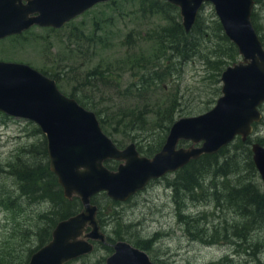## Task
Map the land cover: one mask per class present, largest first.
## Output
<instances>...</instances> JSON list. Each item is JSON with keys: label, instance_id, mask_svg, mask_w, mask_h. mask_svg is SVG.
I'll return each instance as SVG.
<instances>
[{"label": "rangeland", "instance_id": "1", "mask_svg": "<svg viewBox=\"0 0 264 264\" xmlns=\"http://www.w3.org/2000/svg\"><path fill=\"white\" fill-rule=\"evenodd\" d=\"M138 2L110 0L97 4L62 28L33 26L20 35L1 39L0 60L28 63L55 79L64 94L96 113L104 132L121 148L136 143L141 155L152 157L162 149L177 120L202 114L217 104L222 95V81L217 84V72L206 62L214 61L215 56L226 60L227 56L222 55V50L218 54L214 52L217 49L214 43H221L219 36L211 41L203 40V54L185 63L175 58V66L180 70L174 71L145 98L138 96L133 82L147 71L130 69L128 59L130 56L138 58L144 51L145 59L152 58L157 64L162 61L163 56L159 61L155 58L158 52L151 36L165 24L161 16L145 18ZM254 8L257 30L264 42V0H259ZM201 14L208 26L215 25V20L219 19L212 3H207ZM180 18L182 21L181 15ZM130 33L131 39L136 41L133 48L126 44ZM206 56H209L208 60ZM169 57L166 55L162 62L170 63ZM241 59L240 55L238 61ZM95 68L104 71L110 81L89 76ZM128 88L130 92L127 93ZM217 88H220L219 92ZM74 90L76 96L72 95ZM175 98L177 100L173 102ZM175 103V122L168 131L162 129L160 133V120ZM260 110L263 117L255 125L249 150L241 145L238 149L233 147L234 143L242 141L241 136L230 148L232 155L237 153L240 166L243 164L241 175L263 188L264 181L259 172L255 173L248 162L245 165L246 160L253 159L252 143L264 141V104L260 105ZM100 114L107 118L109 127H104ZM166 121L161 123L168 124ZM45 141L46 135L35 122L0 113V186L24 202V210L3 208L6 195L0 190L1 262L16 264L20 258L26 259L27 247L30 250L37 245L34 232L46 224L40 215L53 207L50 201L28 204L17 190V180L9 173L12 169L9 165L17 162L18 156L25 159L31 156L26 151L33 150V155L39 157L38 152H42ZM191 144L182 141L179 146ZM177 173L152 180L144 190L118 204L111 202L104 192L93 196V202L95 197L100 200L94 203L101 210L102 229L108 236L117 238L115 231L120 222V232L132 245L138 239H152L158 233L159 239L152 249L145 250L158 264H264V218L244 216L242 204L236 202L221 199V206L216 205L212 197L215 187L210 179L205 180L203 189H199L202 197L193 198L183 190L175 192L171 184ZM204 192H208L205 198ZM180 212L189 220L180 218ZM24 229L30 230L26 247L22 246L24 242L16 245L25 236ZM237 233L243 236L239 237ZM116 242L97 243L96 251L69 264H106L102 260L111 252L105 246H113Z\"/></svg>", "mask_w": 264, "mask_h": 264}, {"label": "water", "instance_id": "2", "mask_svg": "<svg viewBox=\"0 0 264 264\" xmlns=\"http://www.w3.org/2000/svg\"><path fill=\"white\" fill-rule=\"evenodd\" d=\"M110 0H0V39L20 34L35 24L61 28L93 6ZM180 8L182 24L191 32L209 2L242 59L223 70L222 95L199 115L182 117L171 127L162 149L141 155L136 143L125 148L102 129L95 112L64 94L56 80L22 62L0 60V111L36 122L46 135L50 169L67 199L80 198L83 207L58 222L51 240L28 264H66L91 253L92 241L106 242L93 196L106 192L127 201L154 179L176 172L194 159L220 152L238 136L243 141L261 121L264 104V42L252 20L255 0H167ZM190 141L188 147L179 146ZM253 160L264 181V145L252 144ZM119 160L116 170L105 165ZM88 228L90 231L87 232ZM106 264H158L126 240L114 244Z\"/></svg>", "mask_w": 264, "mask_h": 264}, {"label": "trees", "instance_id": "3", "mask_svg": "<svg viewBox=\"0 0 264 264\" xmlns=\"http://www.w3.org/2000/svg\"><path fill=\"white\" fill-rule=\"evenodd\" d=\"M258 2L259 0H256V3ZM138 3L140 12L145 18L156 16L163 17V23L165 24L160 27L159 31L154 34V36H151V39L154 40V46L157 47L158 53H156L155 58L158 59V61L161 56H163V60H165L166 55L170 56L168 58L170 63L162 62V60L158 64L155 63L152 58L145 59L144 51L138 58L129 57L128 63L130 64V69L147 71V73L144 72L142 76L140 75L139 78L133 82V86L135 87L138 96H144L145 98L146 95L153 93L154 89L160 86L161 82L167 77L172 76L174 71L180 70L175 66V62L173 61L175 58L180 59L183 63L192 60L199 54L204 53V41H211L212 38H218L219 36L221 42L214 43L217 44V49L214 50V52H217L218 54V51L222 50V55L227 56L226 60L221 59L219 56H215L216 59L214 61L209 59V61H207L209 64L206 62L208 66H214V71L217 72L219 77L217 78V84L221 82L220 78L223 70L238 61L240 57L238 48L226 35L219 19L215 20V25L212 23V25L208 26L203 15L200 14L192 31L187 32L180 18L179 8L176 5L166 0H139ZM255 16L256 13L254 10L252 15L253 22L256 20ZM254 25L257 29L256 21L254 22ZM131 37L132 33L128 35L126 44H131L130 48H133L136 41L131 39ZM218 57L220 58L219 60H217ZM131 58H133V61ZM208 58L209 56H206V60H208ZM89 76L94 79L99 78L104 81L106 80L107 82L110 81L104 71H99L98 68L91 70ZM219 90L220 88H217L216 91L219 92ZM126 92H130V89L128 88ZM72 95L76 96V90L73 91ZM176 100L177 98H175L173 102ZM176 107L177 104L175 103L165 111L164 118H161L159 123V127L161 128L160 133H162V129L168 131L170 126L175 122ZM100 120L104 127H109L110 124L107 121V118H102L101 114ZM161 121H166L168 124H163ZM250 138L247 141L234 143L233 147L238 149L241 145L249 150L248 146L251 144ZM263 143L264 141L261 144ZM231 144L232 143L216 154L203 155L198 160L189 162L185 167L177 171V176L173 180L171 186L175 192L183 190L186 193L191 194L193 198H199L203 196L202 191L199 189H203L205 180L210 179L213 181L215 187V192L212 197L215 198L216 205L221 206V199L230 203L236 202L242 204V214L244 216L263 219L264 187L262 188L252 180L248 181L247 177L241 175L243 171L241 166H243V164L240 166L237 153L232 155L230 148ZM26 152L31 155L29 158L25 159L18 156L15 160L17 162L9 165V167L12 168L9 173L18 182L17 190L22 197L26 198L28 204L50 201L53 204V207L49 212L40 215V219L45 221L46 224L43 227L37 228L34 232L37 241L36 247H31L30 250L27 247L26 250L29 251V253L26 255V259L22 257L16 264H28L33 252L51 240L52 231L56 224L60 220L78 213L82 209V203L78 197H73L72 199H67L65 197L63 189L58 183L57 176L50 170L46 141L42 152H38L39 157L33 155L35 152L33 150ZM150 153L153 154V151L150 150ZM247 162L251 169L257 173L258 170L254 160L251 158L249 161L246 160L245 165H247ZM106 164L108 167L115 169L118 162L108 160ZM234 174H238V176L236 178L232 177ZM210 187L214 188L212 185ZM221 187L222 189H220ZM0 190H2V194L6 195L1 205L3 208H9L10 210H24V202L19 201L18 196L13 197L10 192L3 191L1 186ZM223 190L227 192H224ZM103 195L107 196L106 193H103ZM207 195L208 192H204V198L207 197ZM110 200L115 204L121 203L120 201H115L113 199ZM94 202H100V200L95 197ZM100 215L101 210L99 208L98 216ZM102 215L104 214L102 213ZM179 216L180 218H184L185 221L189 220L187 216L183 215L181 212L179 213ZM115 220L118 219L115 218ZM36 227H38V224ZM23 231L25 233V236L23 237L24 240L21 239L17 241L16 245L24 242L22 246L26 247L30 230L24 229ZM120 231L121 223L118 222L117 230L115 231L117 238L108 236L107 244L114 243L116 240H126ZM237 235L239 237L243 236L239 233H237ZM158 239L159 235L156 233L152 239L136 240L134 245L144 250H151L153 243ZM112 247L113 246L110 245L105 246L109 252H113ZM103 262L105 263V258H103L102 263ZM0 264H9V262L4 260L3 262L0 261Z\"/></svg>", "mask_w": 264, "mask_h": 264}, {"label": "bare ground", "instance_id": "4", "mask_svg": "<svg viewBox=\"0 0 264 264\" xmlns=\"http://www.w3.org/2000/svg\"><path fill=\"white\" fill-rule=\"evenodd\" d=\"M179 8V7H178ZM180 9V8H179ZM181 15V14H180ZM114 141V140H113ZM115 142V141H114ZM182 142V141H181ZM190 146V145H189ZM201 158V157H200ZM199 159V158H198ZM198 159H194V160H198ZM193 161V160H192ZM185 167V166H184ZM110 168V167H109ZM110 169H112V168H110ZM117 169V167L115 168V169H113V170H116ZM238 181V180H237ZM150 184V183H149ZM221 189V188H220ZM224 201V200H223Z\"/></svg>", "mask_w": 264, "mask_h": 264}, {"label": "flooded vegetation", "instance_id": "5", "mask_svg": "<svg viewBox=\"0 0 264 264\" xmlns=\"http://www.w3.org/2000/svg\"><path fill=\"white\" fill-rule=\"evenodd\" d=\"M22 2H23V3H27V2H28V0H22Z\"/></svg>", "mask_w": 264, "mask_h": 264}]
</instances>
